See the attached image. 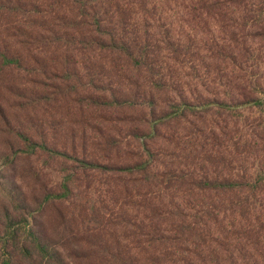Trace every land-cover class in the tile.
<instances>
[{"label": "trees", "instance_id": "1", "mask_svg": "<svg viewBox=\"0 0 264 264\" xmlns=\"http://www.w3.org/2000/svg\"><path fill=\"white\" fill-rule=\"evenodd\" d=\"M0 264H264V0H0Z\"/></svg>", "mask_w": 264, "mask_h": 264}, {"label": "rangeland", "instance_id": "2", "mask_svg": "<svg viewBox=\"0 0 264 264\" xmlns=\"http://www.w3.org/2000/svg\"><path fill=\"white\" fill-rule=\"evenodd\" d=\"M253 116H255V114L253 113Z\"/></svg>", "mask_w": 264, "mask_h": 264}]
</instances>
